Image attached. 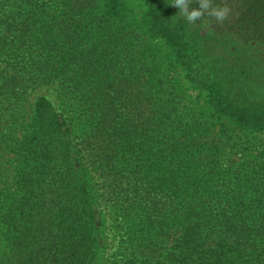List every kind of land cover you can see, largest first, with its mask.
<instances>
[{
	"label": "trees",
	"instance_id": "16d2710c",
	"mask_svg": "<svg viewBox=\"0 0 264 264\" xmlns=\"http://www.w3.org/2000/svg\"><path fill=\"white\" fill-rule=\"evenodd\" d=\"M124 2L0 0V264H93L100 200L120 232L109 264H264V140L229 144L171 75L263 130L264 0H216L228 17L195 23L173 0H143L144 32ZM41 84L73 124L29 102Z\"/></svg>",
	"mask_w": 264,
	"mask_h": 264
},
{
	"label": "rangeland",
	"instance_id": "374dc122",
	"mask_svg": "<svg viewBox=\"0 0 264 264\" xmlns=\"http://www.w3.org/2000/svg\"><path fill=\"white\" fill-rule=\"evenodd\" d=\"M125 12L132 20V25L136 26V28L140 32L147 31L148 29V17L146 15V6L143 0H124ZM190 10L193 8H199L200 4L198 0H191L189 4ZM204 18L198 19L202 21ZM263 32V35L260 37H264V26H261L258 29ZM153 34V35H152ZM147 37H159L157 34L148 32ZM157 44V48H154L155 51H158L161 55L170 54L169 49L162 44V41L159 39L155 40ZM184 70L180 68H172L171 75L178 81L179 87L183 90L184 99L183 103L186 106H189L193 112L198 114L201 118L206 119L212 126L215 131H220L221 134L226 137L229 144H231L234 140H236V146L255 150L257 149V144L260 141L264 140V129L260 131H252L248 127H241L236 124L226 115H221L216 113L211 107L208 98L206 96V92L203 90H199L194 88L185 78ZM44 96L48 98L55 107L60 111V113L70 120V124L75 122L73 118V113L71 107L67 105V102L60 96L58 87L54 84H41L36 87H33L29 91V102L34 101L36 98ZM25 117L29 115V108L24 110ZM5 167H8L5 174L7 177L4 179L12 178V165L10 164L7 158L4 159ZM102 193L99 190L96 184L95 195L99 198V194ZM101 196V195H100ZM98 207V223L101 228L100 235V246L97 251L96 259L93 264H109L108 257L109 255L117 249L120 239V232L115 227V220L113 219L112 210L109 206L104 204L102 200L99 202ZM2 229L0 228V234Z\"/></svg>",
	"mask_w": 264,
	"mask_h": 264
},
{
	"label": "clouds",
	"instance_id": "9594fccd",
	"mask_svg": "<svg viewBox=\"0 0 264 264\" xmlns=\"http://www.w3.org/2000/svg\"><path fill=\"white\" fill-rule=\"evenodd\" d=\"M191 0H173L172 5L179 9V13L189 23H195L202 17L214 18L217 22H223L229 14L227 5L217 3L216 0H198L199 8H193L189 11ZM206 13V10H209Z\"/></svg>",
	"mask_w": 264,
	"mask_h": 264
}]
</instances>
